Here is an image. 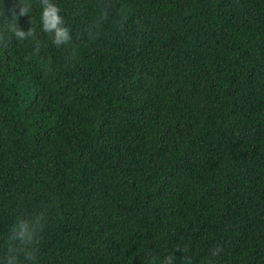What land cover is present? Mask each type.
Masks as SVG:
<instances>
[{
    "label": "trees",
    "instance_id": "1",
    "mask_svg": "<svg viewBox=\"0 0 264 264\" xmlns=\"http://www.w3.org/2000/svg\"><path fill=\"white\" fill-rule=\"evenodd\" d=\"M51 2L60 46L0 0V238L44 207L37 264H264V0Z\"/></svg>",
    "mask_w": 264,
    "mask_h": 264
},
{
    "label": "clouds",
    "instance_id": "2",
    "mask_svg": "<svg viewBox=\"0 0 264 264\" xmlns=\"http://www.w3.org/2000/svg\"><path fill=\"white\" fill-rule=\"evenodd\" d=\"M9 11L11 14L6 27L11 36L19 41L31 38L33 30L22 29L17 23V16L27 14L28 6L19 5L18 9ZM106 14V10L102 8L98 19H104ZM40 28L44 33L50 34V43L53 46L63 45L70 39L69 30L59 15V9L51 0H42ZM40 46L39 40L34 41L31 54L36 55ZM47 218V209L44 207L27 215H16L3 238H0V264H37L38 243ZM217 251L215 248L210 250L205 264H213ZM173 257V250L163 256L150 255L148 264H175Z\"/></svg>",
    "mask_w": 264,
    "mask_h": 264
}]
</instances>
